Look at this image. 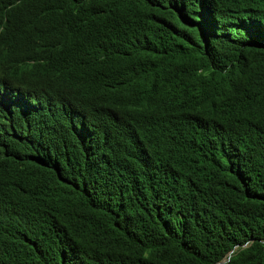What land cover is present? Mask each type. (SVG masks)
<instances>
[{"label":"trees","instance_id":"16d2710c","mask_svg":"<svg viewBox=\"0 0 264 264\" xmlns=\"http://www.w3.org/2000/svg\"><path fill=\"white\" fill-rule=\"evenodd\" d=\"M214 3L232 18L211 36L177 0H19L0 15L20 84L68 98L66 67L104 121L107 94L147 119L83 157L0 150V264H264V0Z\"/></svg>","mask_w":264,"mask_h":264},{"label":"clouds","instance_id":"9594fccd","mask_svg":"<svg viewBox=\"0 0 264 264\" xmlns=\"http://www.w3.org/2000/svg\"><path fill=\"white\" fill-rule=\"evenodd\" d=\"M177 1L183 21L199 35L211 36L224 31L227 21L232 18L221 13L214 0ZM18 2L0 0V15L15 9ZM55 71L57 74L69 72L66 78L72 88L68 98L57 93H45L39 84L44 80L20 84L21 70L15 59L6 51H0L1 151H11L14 157L30 153L37 161H42L51 155L67 158L68 148L77 145L83 157L91 144L99 139L106 140L112 127L131 133L147 120L131 117L118 97L107 94L113 105L107 114L108 121H104L100 111L86 108L78 102L77 79L72 71L66 67ZM112 149L116 153L128 150L121 145H114Z\"/></svg>","mask_w":264,"mask_h":264},{"label":"water","instance_id":"95a60500","mask_svg":"<svg viewBox=\"0 0 264 264\" xmlns=\"http://www.w3.org/2000/svg\"><path fill=\"white\" fill-rule=\"evenodd\" d=\"M222 262H224V261H222Z\"/></svg>","mask_w":264,"mask_h":264}]
</instances>
